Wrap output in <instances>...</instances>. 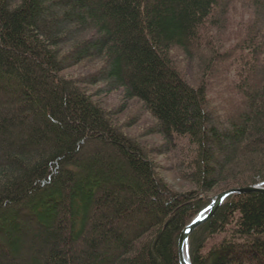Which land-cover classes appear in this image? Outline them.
<instances>
[{
  "label": "trees",
  "instance_id": "obj_1",
  "mask_svg": "<svg viewBox=\"0 0 264 264\" xmlns=\"http://www.w3.org/2000/svg\"><path fill=\"white\" fill-rule=\"evenodd\" d=\"M221 1L0 0V264H180L179 235L214 194L264 182L256 36L236 60L241 107L207 100L200 32ZM114 92L150 115L160 145L113 122L99 97ZM152 154L192 188L175 191ZM186 254L264 264V192L227 196Z\"/></svg>",
  "mask_w": 264,
  "mask_h": 264
},
{
  "label": "rangeland",
  "instance_id": "obj_2",
  "mask_svg": "<svg viewBox=\"0 0 264 264\" xmlns=\"http://www.w3.org/2000/svg\"><path fill=\"white\" fill-rule=\"evenodd\" d=\"M260 5L261 0H222L215 11L213 23L202 27L200 51L203 55L209 53L210 67L212 66L211 71L204 75L207 100L217 109L235 111L241 107L240 93L233 81L237 80L238 74L236 60L246 56L247 50L243 43L248 38V33L264 44V13L260 10ZM178 61L181 66L182 60ZM198 62L200 63L197 58L194 59L192 73H198ZM85 67L79 66L69 73L72 76L82 74ZM182 67L188 71L187 66ZM99 101L110 112L113 122L120 125L123 132L137 138L146 148L152 149L162 143L159 135L149 132L153 120L138 104H127L119 92L101 95ZM151 156L157 172L175 191L184 192L192 188L190 184L177 178L171 157L157 154Z\"/></svg>",
  "mask_w": 264,
  "mask_h": 264
},
{
  "label": "water",
  "instance_id": "obj_3",
  "mask_svg": "<svg viewBox=\"0 0 264 264\" xmlns=\"http://www.w3.org/2000/svg\"><path fill=\"white\" fill-rule=\"evenodd\" d=\"M264 182L257 183L253 185H248L244 187H238V188H230L227 190H224L220 193H217L212 197L211 203L206 208L207 212L206 214H203V212L199 213L187 226L183 228L181 231L179 238H178V257H179V263L180 264H190L189 258L186 254V244L189 234L204 220L208 219L210 216H212L215 212V210L218 208V206L223 202V200L234 193L241 194V193H248V192H264Z\"/></svg>",
  "mask_w": 264,
  "mask_h": 264
},
{
  "label": "snow or ice",
  "instance_id": "obj_4",
  "mask_svg": "<svg viewBox=\"0 0 264 264\" xmlns=\"http://www.w3.org/2000/svg\"><path fill=\"white\" fill-rule=\"evenodd\" d=\"M262 187H264V186H262Z\"/></svg>",
  "mask_w": 264,
  "mask_h": 264
}]
</instances>
